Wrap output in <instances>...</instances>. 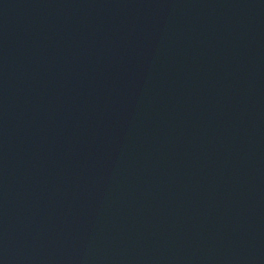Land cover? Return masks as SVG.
Returning <instances> with one entry per match:
<instances>
[{
    "label": "water",
    "instance_id": "1",
    "mask_svg": "<svg viewBox=\"0 0 264 264\" xmlns=\"http://www.w3.org/2000/svg\"><path fill=\"white\" fill-rule=\"evenodd\" d=\"M0 264H264V0H0Z\"/></svg>",
    "mask_w": 264,
    "mask_h": 264
}]
</instances>
